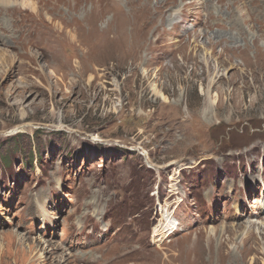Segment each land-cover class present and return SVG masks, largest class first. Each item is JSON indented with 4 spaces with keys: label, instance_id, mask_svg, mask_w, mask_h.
Segmentation results:
<instances>
[{
    "label": "rangeland",
    "instance_id": "rangeland-1",
    "mask_svg": "<svg viewBox=\"0 0 264 264\" xmlns=\"http://www.w3.org/2000/svg\"><path fill=\"white\" fill-rule=\"evenodd\" d=\"M0 50V264H264V0H0Z\"/></svg>",
    "mask_w": 264,
    "mask_h": 264
},
{
    "label": "trees",
    "instance_id": "trees-1",
    "mask_svg": "<svg viewBox=\"0 0 264 264\" xmlns=\"http://www.w3.org/2000/svg\"><path fill=\"white\" fill-rule=\"evenodd\" d=\"M22 143H23L22 139L14 138V141H12V144H11V147H12L11 149L14 150L13 152L14 155H17L18 153L22 154V148H21ZM8 153H9V149L6 152H4V154H2L1 156L2 161H4L5 163L8 162V158H9ZM32 156L33 154L31 152V147H29V151L27 154V160H26L28 163L30 162V159H32Z\"/></svg>",
    "mask_w": 264,
    "mask_h": 264
},
{
    "label": "bare ground",
    "instance_id": "bare-ground-1",
    "mask_svg": "<svg viewBox=\"0 0 264 264\" xmlns=\"http://www.w3.org/2000/svg\"><path fill=\"white\" fill-rule=\"evenodd\" d=\"M21 4H22V1H21ZM47 4H48V3H47ZM50 4H51V3H50ZM52 4H53V3H52ZM55 5H56V4H55ZM22 6H23V5H22ZM12 7H13V6H12ZM61 8H62V7H61ZM61 8H60V9H61ZM72 9H73V8H72ZM59 13H60V12H59ZM16 17H17V16H16ZM59 17H60V16H59ZM79 19H80V18H79ZM20 21H21V20H20ZM16 24H17V23H16ZM20 24H21V23H20ZM41 28H42V27H41ZM24 29H25V28H24ZM23 31H24V30H23ZM45 32H46V31H45ZM25 35H26V34H25ZM25 42H26V41H25ZM27 42H28V41H27ZM22 43H24V42H22ZM22 43H21V44H22ZM34 43H35V42H34ZM32 44H33V43H32ZM18 48H20V47H18ZM0 52H1L0 54L5 55L4 52L2 53V50H0ZM73 64H74V63H73ZM59 66H60V65H59ZM65 71H66V70H65ZM154 92L157 94V96L160 95V93L155 89V87H154ZM160 96H161V95H160ZM160 96H159V97H160ZM162 98H163V99H166L163 95H162ZM166 100H167V99H166ZM214 102H215V101H211L210 104H212V103H214ZM35 243H36V242L33 241V244H35ZM61 262H62V261H61ZM172 264H173V263H172Z\"/></svg>",
    "mask_w": 264,
    "mask_h": 264
}]
</instances>
